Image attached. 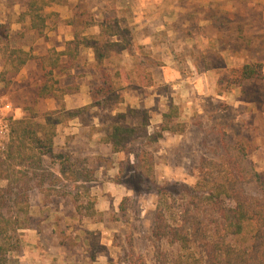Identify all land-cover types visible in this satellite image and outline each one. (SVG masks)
<instances>
[{
	"label": "trees",
	"instance_id": "obj_1",
	"mask_svg": "<svg viewBox=\"0 0 264 264\" xmlns=\"http://www.w3.org/2000/svg\"><path fill=\"white\" fill-rule=\"evenodd\" d=\"M51 5L49 0H28L19 20L29 21L31 30L43 34L51 17L46 10ZM75 11L71 23H76L81 30L76 31L73 41L66 43L64 51L50 50V70L45 72V77L54 76L55 69L60 74H68L74 68L86 67L80 57L83 52L92 50L95 62L88 68L93 77L90 82L92 103L84 110L68 112L69 118L97 109L96 117L104 123L109 121L104 141L111 146L112 153L129 155V150L136 148L135 171L142 178L153 179L154 159L147 147L158 143L165 135L185 132V126L180 122V109L171 104L154 131L150 129L149 113L143 108H128L113 115L112 112L124 103V92L133 87V80L126 71L112 73L106 63L115 54H136L133 32L122 27L121 20L113 16L112 10H103L100 22H96L80 4L75 6ZM96 26L98 34L82 35ZM8 32L9 26L0 24V41H7ZM3 45V57L14 74L35 59H41L45 68V57L38 58L22 48ZM139 71V68L134 70L137 84L149 83L151 76L148 73L141 75ZM252 79L263 81L262 64L227 70L220 77L219 93L229 94L232 86H240ZM67 93V89L51 84L41 88L36 98L44 99L54 94L59 102ZM61 111L47 112L43 122L27 117L11 124V141L5 156L0 157V181H7L6 187H0V264H9L10 256L22 250V231L29 229L32 223L29 213L34 205V192L44 190L48 179L54 177L46 172L40 174L34 168L40 167L42 159L47 156L62 163L71 161L68 156L55 153L57 130L62 123ZM212 126L213 130H218V124ZM222 134L224 156L216 161H202L203 173L194 189L184 192L186 195L174 207L169 199L158 204L153 235L179 249L175 264H264V178L248 160V150L243 142L233 143L225 131ZM69 175L75 182L92 180L91 175L82 172L68 174L63 167L55 179L60 182ZM254 186L256 194L249 192ZM94 240L95 236L87 238L92 261L95 248L105 249ZM138 259L143 258L133 255L129 264H141Z\"/></svg>",
	"mask_w": 264,
	"mask_h": 264
},
{
	"label": "rangeland",
	"instance_id": "obj_2",
	"mask_svg": "<svg viewBox=\"0 0 264 264\" xmlns=\"http://www.w3.org/2000/svg\"><path fill=\"white\" fill-rule=\"evenodd\" d=\"M27 1H0V21L6 18L4 24L9 26L7 41H0V111L4 104L10 103L13 106L15 112L11 114L16 119H12L10 125L15 120L27 117H34L35 120L43 122L44 115L50 112V109L40 106L44 99H37L36 95L45 85L59 87L60 82L54 76L45 77V72L50 70V49L37 43L39 38H48L50 26L56 19L49 18L48 27L43 34L31 30L29 21L19 20L26 10ZM49 1L52 5L46 12L64 0ZM69 4L73 7L80 4L83 9L101 11H111L121 6L120 1L108 0H71ZM14 23H19L21 29L14 31ZM244 42L249 43L250 57H258L261 48L250 46V39ZM3 44L11 48H31L30 52L37 51L39 57L45 55L44 71L37 70L32 74L30 82L24 83V79L19 77L20 72L14 74L11 65L3 57ZM137 51L139 54L145 52L139 47ZM115 61L116 58L111 64ZM212 61L217 62L220 77L227 70L239 69L225 67L218 56L212 57ZM248 87L254 92L257 100L263 98V81L255 80ZM221 105L220 101L204 100L197 112L190 110L185 103L180 105V122L184 124L185 132L181 135H165L158 143L147 147L154 159L153 179L142 178L135 171L136 148L129 150V155L118 153L116 156L106 149L102 141L107 136L109 121H95L93 117L96 111L84 112L87 133L79 136V145L69 144L64 138L65 135L57 136L55 140V153L68 156L71 161L62 163L59 159L47 156L42 159L40 167L34 168L40 174L46 172L54 177L48 179L44 190L34 192V205L29 213L31 227L22 231V250L10 256L9 264H129L133 255L143 258L137 260L141 264H175L180 254L179 249L156 239L153 235L157 207L161 200L164 202L167 199L171 206L178 205L186 195L184 192H191L201 179L202 161H216L224 156L222 125L225 121L224 115L217 112ZM119 108L125 111L124 106ZM214 115L218 116L215 122L212 117ZM60 116L62 123L68 124V113L62 111ZM149 117L152 121L150 129L154 131L158 125L152 115ZM214 123L220 125L218 130L212 129ZM225 132L231 142H243L248 150V160L258 172L249 157L248 140L242 136L239 139L237 129L230 128ZM91 138L95 140L93 147L85 142ZM100 143L102 144L99 145ZM5 152L0 154V157H4ZM62 167L68 174L82 172L84 175H91L92 180L85 182L82 179L75 182L74 177L69 175L68 179L57 182L55 177L60 176ZM6 185L7 181H0V187ZM249 192L256 194L257 188L254 186ZM92 236H95V243L105 247L102 250H93V261L87 241V238L91 239ZM61 243L64 245L61 246Z\"/></svg>",
	"mask_w": 264,
	"mask_h": 264
},
{
	"label": "crops",
	"instance_id": "obj_3",
	"mask_svg": "<svg viewBox=\"0 0 264 264\" xmlns=\"http://www.w3.org/2000/svg\"><path fill=\"white\" fill-rule=\"evenodd\" d=\"M117 1H120L121 6L113 8L112 14L121 20L122 27H128L133 32L136 54H115L106 63V67L112 73L126 71L131 74L133 87L126 89L124 103L121 105L125 107V111L128 108H143L149 112V116H153L155 124L159 126L163 113L171 104L181 107L180 105L185 103L190 110L197 112L204 100L220 101L223 107L217 112L224 115V131L237 129L239 139L242 136L248 140L249 157L264 178V96L259 101L254 92L248 89L251 82L255 81L253 79L232 87L229 94H220V69L217 62L212 61V57L218 56L227 68H241L247 64L260 63L263 65L264 76V0ZM67 2L61 1L47 11L51 15L50 19L56 21L50 26L48 38L38 39L39 45L43 44L47 49H55L58 52L64 51L66 43L73 41L76 31L81 30L76 23H71L76 11L75 7L69 4L71 0ZM87 11L94 16L96 22L103 19V10ZM6 20L5 18L0 21V24H4ZM12 29L18 31L21 26L14 23ZM98 33L99 28L96 26L87 29L82 35ZM248 39L252 42L250 46L261 48L256 58L250 57L249 43L244 42ZM138 47L146 54H139ZM30 49L23 47L26 52H30ZM31 53L39 57L37 51ZM114 58L115 65L111 64ZM80 60L87 66L74 68L68 74H60L57 69L54 70V78L60 81L59 88L67 89L68 93L59 102L54 94H50V98H44L40 106L48 107L50 112L62 110L74 113L91 105L90 82L93 77L88 68L95 62V54L92 50H87L82 53ZM143 60L146 64H142ZM138 68L141 75L148 73L151 76L149 83L137 84L134 70ZM37 70L44 71L41 59L29 61L20 71L19 77L24 79V83H29L32 74ZM179 109L181 115L182 108ZM91 110L97 111H88ZM117 112L124 110L118 108L112 114L116 115ZM83 114L85 113H78V117L70 119L66 125L61 123L57 136L65 135L64 138L69 144L79 145V136L87 133ZM212 117L213 122L215 118L218 119L217 115ZM93 118L100 121L96 115ZM85 142L93 147L95 140L91 138ZM102 143L106 149L112 151L110 145L105 141Z\"/></svg>",
	"mask_w": 264,
	"mask_h": 264
},
{
	"label": "built area",
	"instance_id": "obj_4",
	"mask_svg": "<svg viewBox=\"0 0 264 264\" xmlns=\"http://www.w3.org/2000/svg\"><path fill=\"white\" fill-rule=\"evenodd\" d=\"M11 113H14L13 106L10 103L4 104L0 111V154L7 150L11 140L10 123L12 119H15Z\"/></svg>",
	"mask_w": 264,
	"mask_h": 264
}]
</instances>
